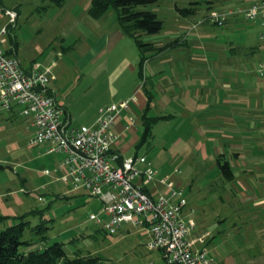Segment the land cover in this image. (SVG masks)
Returning a JSON list of instances; mask_svg holds the SVG:
<instances>
[{"label": "rangeland", "instance_id": "rangeland-1", "mask_svg": "<svg viewBox=\"0 0 264 264\" xmlns=\"http://www.w3.org/2000/svg\"><path fill=\"white\" fill-rule=\"evenodd\" d=\"M255 1L156 0L135 7L153 12L162 21L158 34H144L141 40L156 46L153 53L171 46L162 49L159 58L149 59L167 64L161 71L168 79L166 95L171 102L168 107L151 109L152 115L145 113L147 119H158L150 122L148 134L145 125L140 127L139 139L126 157H136L139 169L151 167L155 172L153 181L146 184L154 196L182 191L187 202L183 215L196 224L191 238L211 227L210 242L222 254L217 264H223L228 254L234 264H251L246 258L257 255L264 243V203L255 206L253 200L240 202L237 197L245 181L254 196L264 200V73L259 72L264 63V39H260L264 23L247 21L242 13ZM2 5L0 29L7 26V33L1 38L3 43L0 39V48L6 53L15 43L25 70L35 64L52 67L55 81L51 87L70 111L71 126L89 127L99 118V108L109 105L113 77L109 74L121 67L120 52L130 59L133 48V55L139 56L135 42L127 37L129 45L124 42L112 53L108 47L86 64V52H95L103 34L119 28L115 11L110 9L96 20L88 13L92 0H61L60 5L56 0H2ZM4 10L16 14L13 24L9 25ZM212 11L235 14L217 27L209 18ZM104 66V75H95ZM190 77L198 89L194 100L184 96V88L192 87ZM201 83L205 84L203 93ZM16 110L13 120L0 112V165L4 167L0 170V217L4 218L0 231L19 223L22 219L16 218L24 215L31 229H26L23 239L37 242L41 235L33 227L52 220L43 232L47 242H66L68 253L85 248L102 256L106 264H166L158 251L147 249L149 235L142 228L125 225L117 236L94 245L81 239L98 228L89 215L103 218L101 202L60 182L67 173L62 167V172H55L61 156L49 154L47 145L28 144L33 131ZM182 122L185 125L180 127ZM198 125L206 131L204 138L194 131ZM190 138L198 142L195 149ZM220 154V162H229L233 172H239L238 178L224 177L216 163ZM36 210L44 211L43 220L39 214L31 216ZM75 236L77 240L70 243ZM205 242L204 236L201 245Z\"/></svg>", "mask_w": 264, "mask_h": 264}, {"label": "built area", "instance_id": "built-area-1", "mask_svg": "<svg viewBox=\"0 0 264 264\" xmlns=\"http://www.w3.org/2000/svg\"><path fill=\"white\" fill-rule=\"evenodd\" d=\"M4 11L9 25L13 24L16 14ZM242 13L247 21L264 22V0H256ZM232 14L212 11L209 18L221 27ZM6 33L4 26L0 39ZM260 38L264 39V34ZM259 72L264 73V63L259 65ZM54 80L52 67L35 64L25 70L14 52L7 54L0 48V111L18 109L33 131L28 144L47 145L48 153L63 156L60 167L67 173L60 181L99 199L104 219L91 213L89 220L110 234L125 225L145 229L149 235L147 249L158 251L166 264H214L204 249L195 248V243H203L204 236L191 238L196 225L183 215L187 202L182 191H172L168 197L152 196L146 191V184L155 175L151 167L141 170L136 157L112 149L117 140L112 131L115 116L127 109L129 101L101 108L94 125L76 129L51 87Z\"/></svg>", "mask_w": 264, "mask_h": 264}, {"label": "crops", "instance_id": "crops-1", "mask_svg": "<svg viewBox=\"0 0 264 264\" xmlns=\"http://www.w3.org/2000/svg\"><path fill=\"white\" fill-rule=\"evenodd\" d=\"M230 16H234V14ZM257 21H260V20H257ZM262 34H264V32L260 34V37ZM126 38L127 36H125L120 30V28L118 27L115 30H113L111 34L104 33L99 42V46L96 49V51L93 52L91 50L89 52L90 50L89 49L86 52V55H87L86 64L91 63L95 61L97 58H99V55L101 53H104L106 51L105 49H107L108 47L110 48L111 53H112L114 49L116 48L119 49L120 45L123 44L124 42H126L125 45H129L128 41H125ZM149 44H152V42H150ZM152 45L155 46L154 44ZM169 47L171 46H166L163 50ZM123 50H124L123 48L120 49V51H123ZM163 50L156 52V53H153L151 51L152 53L148 55L149 58L143 64V71L141 73V76L139 74V66H138L139 59H140V53H139V56L137 52L136 53L134 52V55H133V48H132V54H131L132 57L130 59L129 58L126 59V57H124V53L120 52V54L123 56L122 59L120 58V61L122 60L121 67L118 68L115 74L113 73L109 74L110 76H113L110 79L111 85L109 88L110 92L108 94L109 105L117 104L123 100L129 101L127 109L122 110L120 113H118L115 116L114 124L112 126V131L117 136V140L112 145V149L122 153L124 156H126V152L129 151L130 147H132V145H135V143L139 139V134L141 132L140 127L144 125L143 123L144 117H147V116H144V114L146 112L148 114L149 112V115H152L150 113L151 109L155 111L158 108L161 109L164 107H168V105L171 102L169 97H167L166 95L167 90L165 86V80H168V79L166 77V74L161 71L162 69L165 70L167 68V64L155 63V60H152V59H151L152 63L151 61H149L150 57H153V56H155L156 58H159L160 53L163 52ZM176 57H178V55H176L175 58ZM117 61H119V58L117 59ZM105 71H106V67L104 66L95 75H97L98 77H102ZM138 81L141 82L140 86H139ZM189 81L192 82V87L189 88V90H187V88H184V96H185V99L190 98L191 100H194L196 97H198L197 84L193 83L191 77L189 78ZM194 82L197 83V81H194ZM201 86H202L201 93H203L205 91V84L201 83ZM178 90H180V87H178ZM172 91L174 92V94L176 93V90H172ZM62 106L67 111V114L70 117V123H71L70 111L63 104ZM100 109L101 108H99V110ZM0 112H6V111H0ZM7 113L9 114V119L13 120L15 115H17V110L13 109ZM96 119L91 124H89V126L94 125V123L96 122ZM182 125H185V122H182L180 124V127ZM194 131L200 138H204L206 135V131L203 130L202 127L199 125L196 126ZM189 142L192 144L191 148L195 149L198 143L197 140L190 138ZM49 154H55V153H49ZM59 155L61 156V158L57 160V165L55 169V172L57 173L63 171L60 167V162L63 160V156L61 154ZM242 165L244 166L245 164L242 163ZM232 167L233 166L231 165V168ZM247 171H250V169L245 170V172ZM238 173L239 172L237 171L233 172V179L238 178L239 176ZM149 193H151L152 196H154L153 191H149ZM237 197L239 198L240 202H242L243 200L247 203L253 200V203H255L254 204L255 206L264 203V200L260 201L258 196H254L253 192L251 191V185L247 184L245 181L243 182V191H240ZM210 229L211 227L207 228V230L200 232V234H198L195 238H192V239L196 240L197 237L204 235L206 237V242H205L206 246L204 247L205 244L201 245V243H195V248L204 249L207 252L208 257L213 259L215 262L216 258H220L222 254L217 249V246L213 245L210 242V239L212 236ZM211 244L212 246L210 247ZM260 248L262 249L259 250L257 255L246 258L247 262H251V264H264V243ZM222 261H223V264H234L233 258L232 256H230V254L225 255ZM214 264H217V262H215Z\"/></svg>", "mask_w": 264, "mask_h": 264}, {"label": "trees", "instance_id": "trees-1", "mask_svg": "<svg viewBox=\"0 0 264 264\" xmlns=\"http://www.w3.org/2000/svg\"><path fill=\"white\" fill-rule=\"evenodd\" d=\"M155 2L156 0H92V5L88 12L92 18L99 20L110 9L115 11L120 30L125 36L133 39L140 53L138 63L140 76L143 71V64L148 59L146 53L154 50V46L149 43H144L141 37L144 34H158L162 29V21L153 12L137 11L135 7L150 5ZM56 3L60 5L61 0H56ZM0 5L3 6L2 0H0ZM12 42L15 41L13 40ZM162 49L164 48H159L157 51L159 52ZM12 52L17 55L15 43L11 44L10 49L6 53L12 54ZM157 119H147L144 117V125L146 126L145 134H148L150 131V122ZM222 157L223 155H218L216 157V163L224 177L227 180H232V168L229 162H220ZM3 168L0 165V170ZM146 191L148 190L146 189ZM30 213L32 214L31 216H37L39 214L41 220L44 211L36 210ZM3 219V217H0V220ZM16 219L22 220L0 231V264H106L105 259L96 252L94 253L93 250L76 248L73 252L68 253L66 249L67 243L64 241H54L49 244L47 242L49 239L47 240V236L43 232H47L49 229L47 225L52 220L42 219L43 221H40L39 224L33 227V230L41 236L40 241L32 242L31 240L23 239V234L26 229H31L28 226L29 222L26 221L27 217L23 215ZM96 225L98 226L97 229L93 230L89 235H81V239L85 237V239H89L92 245H94L99 241L104 242L108 236L114 237L122 232L121 228L115 234H110L100 228L98 224ZM76 240L77 237L75 236L69 242L74 243Z\"/></svg>", "mask_w": 264, "mask_h": 264}]
</instances>
